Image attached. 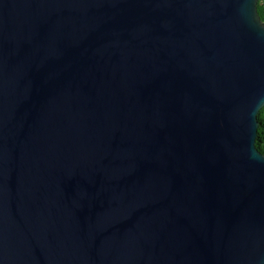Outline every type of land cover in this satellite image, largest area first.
I'll return each mask as SVG.
<instances>
[{
    "label": "water",
    "instance_id": "water-1",
    "mask_svg": "<svg viewBox=\"0 0 264 264\" xmlns=\"http://www.w3.org/2000/svg\"><path fill=\"white\" fill-rule=\"evenodd\" d=\"M257 0H0V264H264Z\"/></svg>",
    "mask_w": 264,
    "mask_h": 264
},
{
    "label": "trees",
    "instance_id": "trees-1",
    "mask_svg": "<svg viewBox=\"0 0 264 264\" xmlns=\"http://www.w3.org/2000/svg\"><path fill=\"white\" fill-rule=\"evenodd\" d=\"M256 9L260 20L264 23V0H257ZM257 121L258 127L255 138V147L264 155V107H262L257 114Z\"/></svg>",
    "mask_w": 264,
    "mask_h": 264
}]
</instances>
